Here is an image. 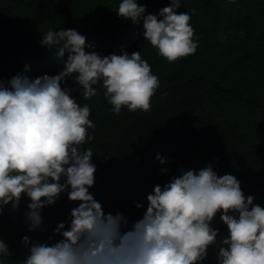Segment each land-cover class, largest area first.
I'll return each instance as SVG.
<instances>
[{
	"label": "clouds",
	"instance_id": "1",
	"mask_svg": "<svg viewBox=\"0 0 264 264\" xmlns=\"http://www.w3.org/2000/svg\"><path fill=\"white\" fill-rule=\"evenodd\" d=\"M180 8L181 0H171L158 13L145 14L146 4L120 0L116 12L140 25L144 40L171 63L198 47L191 14ZM86 40L75 28H49L39 42L56 49L62 70L30 78L25 64V72L0 80V214L10 203L17 211L26 196L28 231H43V209L61 193L79 202L69 220L55 227L59 240L22 237L29 250L22 264H203L212 245L218 247L217 264H264V207L245 195L235 175H218L211 164L181 169L179 176L154 185L142 218L132 223L123 212L105 213L89 190L97 171L94 151L81 147L93 139L92 109L62 83L71 77L85 100L99 86L118 115L125 107L149 111L161 82L140 51L102 55ZM156 159L167 161L160 153ZM218 212L228 229L220 240L211 223ZM10 256L9 244L0 239V264Z\"/></svg>",
	"mask_w": 264,
	"mask_h": 264
},
{
	"label": "trees",
	"instance_id": "2",
	"mask_svg": "<svg viewBox=\"0 0 264 264\" xmlns=\"http://www.w3.org/2000/svg\"><path fill=\"white\" fill-rule=\"evenodd\" d=\"M120 0H0V80L25 72L30 78L62 70L55 48L40 44L49 28H75L93 50L102 55L140 51L160 79L149 111H111L103 89L89 100L79 85L66 78L62 87L78 103H88V129L93 137L81 147H91L97 166L89 189L105 211L123 212L129 223L147 208V194L165 184L181 169L197 171L211 164L218 175L233 174L245 195L264 207V0H181L177 11L189 12L198 47L194 54L168 62L144 40L142 27L118 16ZM146 13L158 11L171 0H138ZM157 153L167 158L165 164ZM167 167L169 171L163 173ZM135 202L143 206L136 207ZM30 198L22 196L19 209L11 203L0 214V239L10 246L4 264H22L28 248L22 237L52 243L59 222L68 221L71 201L67 192L43 209V231H28L24 212ZM218 212L212 226L217 239L228 235ZM67 227V224H66ZM52 237V240H49ZM218 247L209 246L203 264H217Z\"/></svg>",
	"mask_w": 264,
	"mask_h": 264
}]
</instances>
